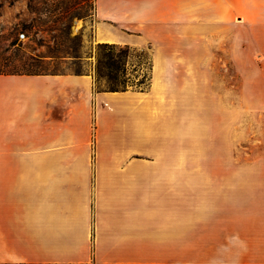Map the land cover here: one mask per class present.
I'll use <instances>...</instances> for the list:
<instances>
[{
	"label": "crops",
	"instance_id": "0c3cea01",
	"mask_svg": "<svg viewBox=\"0 0 264 264\" xmlns=\"http://www.w3.org/2000/svg\"><path fill=\"white\" fill-rule=\"evenodd\" d=\"M224 10L95 0L94 43L152 51L148 93L98 90L94 58L80 74L0 75V264H264V169L137 156L141 96L186 80Z\"/></svg>",
	"mask_w": 264,
	"mask_h": 264
},
{
	"label": "rangeland",
	"instance_id": "374dc122",
	"mask_svg": "<svg viewBox=\"0 0 264 264\" xmlns=\"http://www.w3.org/2000/svg\"><path fill=\"white\" fill-rule=\"evenodd\" d=\"M224 5L223 26L209 33L203 49L193 50L200 65L186 80L181 76L171 83L169 96H141L146 139L139 158L192 154L194 168L264 169V0H224ZM81 12V0H0V70L78 74L93 58L96 66L94 8L86 19L79 18ZM70 17V35L52 28L65 26ZM65 47L71 54L50 57ZM131 48L127 73L142 78L146 70L138 67V51L151 59L152 51ZM150 87L129 90L148 93ZM96 88L107 90L106 81L96 82Z\"/></svg>",
	"mask_w": 264,
	"mask_h": 264
},
{
	"label": "trees",
	"instance_id": "16d2710c",
	"mask_svg": "<svg viewBox=\"0 0 264 264\" xmlns=\"http://www.w3.org/2000/svg\"><path fill=\"white\" fill-rule=\"evenodd\" d=\"M82 10L79 14L80 19H86L90 16V11L93 6L95 10V0H81ZM72 17L69 18V22L61 27L60 25L54 24L53 29H59L61 32L70 35V28L72 26ZM100 53L98 56V61L95 66V76L96 82L103 79L106 81L108 92H126L130 88H133L137 91H144L151 85L152 80V68L153 63L151 57L148 55L147 51L140 50L138 51L141 54V62H139V69L143 70L141 74L142 78H139V75L133 74L132 77L127 73V66L131 60L132 48L128 45H117V44H99ZM136 51V50H135ZM76 52V49H74ZM58 53L71 54L68 52V49L65 48H56L51 51L52 58H55ZM40 57L34 56L32 60H38ZM138 73V70H135ZM80 74V73H78ZM0 75H41L37 73H10L4 70H0ZM146 87L144 88V86Z\"/></svg>",
	"mask_w": 264,
	"mask_h": 264
},
{
	"label": "bare ground",
	"instance_id": "6f19581e",
	"mask_svg": "<svg viewBox=\"0 0 264 264\" xmlns=\"http://www.w3.org/2000/svg\"><path fill=\"white\" fill-rule=\"evenodd\" d=\"M156 57H157V56H156ZM159 57H160V56H159ZM159 59H160V58H159ZM159 59H158V60H159ZM158 60H157V61H158ZM154 62H155V61H154ZM157 66H158V64H157ZM156 75H157V74H156ZM158 75H159V74H158ZM154 78H155V77H154ZM154 80H155V79H154ZM159 81H160V80H159ZM153 85H154V83H153ZM164 86H165V85H164ZM165 87H166V86H165ZM154 89H155L156 91L160 89L159 86L157 85V83L155 84V88H154ZM160 93H161V92H160ZM139 97H140V96H139ZM137 99H138V98H137ZM146 99H148V98H146ZM145 101H146V100H145ZM153 101H155V100H153ZM156 101H157V100H156ZM140 102H141V101H140ZM159 103H161V102H159Z\"/></svg>",
	"mask_w": 264,
	"mask_h": 264
},
{
	"label": "built area",
	"instance_id": "2783aa9c",
	"mask_svg": "<svg viewBox=\"0 0 264 264\" xmlns=\"http://www.w3.org/2000/svg\"><path fill=\"white\" fill-rule=\"evenodd\" d=\"M25 37V35L23 34V35H21V38H24Z\"/></svg>",
	"mask_w": 264,
	"mask_h": 264
}]
</instances>
